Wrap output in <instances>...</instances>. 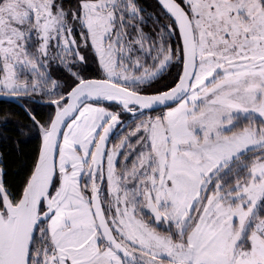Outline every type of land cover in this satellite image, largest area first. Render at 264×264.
I'll return each mask as SVG.
<instances>
[{
	"label": "snow or ice",
	"instance_id": "obj_1",
	"mask_svg": "<svg viewBox=\"0 0 264 264\" xmlns=\"http://www.w3.org/2000/svg\"><path fill=\"white\" fill-rule=\"evenodd\" d=\"M0 103V264H264V0H0Z\"/></svg>",
	"mask_w": 264,
	"mask_h": 264
},
{
	"label": "trees",
	"instance_id": "obj_2",
	"mask_svg": "<svg viewBox=\"0 0 264 264\" xmlns=\"http://www.w3.org/2000/svg\"><path fill=\"white\" fill-rule=\"evenodd\" d=\"M146 4H152L153 0H145ZM11 108L12 110H18L15 106H10L7 104L0 103V110H5ZM16 127L15 122L11 124L7 129L3 126H0V152H4L7 154V163L9 167L15 171L24 160L25 155L30 152L31 146H25L23 143L24 138L16 135ZM21 140V148L19 154L17 153V149L13 141Z\"/></svg>",
	"mask_w": 264,
	"mask_h": 264
}]
</instances>
